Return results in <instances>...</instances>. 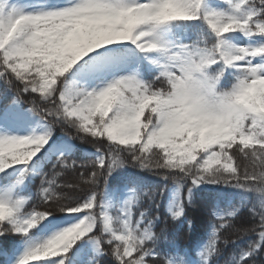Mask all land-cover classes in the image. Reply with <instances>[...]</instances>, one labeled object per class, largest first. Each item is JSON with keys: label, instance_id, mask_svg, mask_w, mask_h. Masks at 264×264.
Returning <instances> with one entry per match:
<instances>
[{"label": "snow or ice", "instance_id": "1", "mask_svg": "<svg viewBox=\"0 0 264 264\" xmlns=\"http://www.w3.org/2000/svg\"><path fill=\"white\" fill-rule=\"evenodd\" d=\"M0 264H264V0H0Z\"/></svg>", "mask_w": 264, "mask_h": 264}, {"label": "trees", "instance_id": "2", "mask_svg": "<svg viewBox=\"0 0 264 264\" xmlns=\"http://www.w3.org/2000/svg\"><path fill=\"white\" fill-rule=\"evenodd\" d=\"M86 147H90V145H86ZM195 215L197 216L196 232L192 233V232L187 231L186 226H185V231L181 232L180 234V240L183 243H187L191 236L199 235L203 232V226L200 223L199 213H195Z\"/></svg>", "mask_w": 264, "mask_h": 264}]
</instances>
